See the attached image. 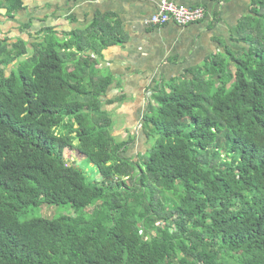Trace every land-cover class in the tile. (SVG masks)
I'll return each instance as SVG.
<instances>
[{"label": "trees", "instance_id": "obj_1", "mask_svg": "<svg viewBox=\"0 0 264 264\" xmlns=\"http://www.w3.org/2000/svg\"><path fill=\"white\" fill-rule=\"evenodd\" d=\"M251 11L233 45L155 90L143 128L159 136L138 159L106 109L98 56L126 41L109 15L63 40L0 32V264H264V0ZM46 205L75 216L20 220Z\"/></svg>", "mask_w": 264, "mask_h": 264}, {"label": "crops", "instance_id": "obj_2", "mask_svg": "<svg viewBox=\"0 0 264 264\" xmlns=\"http://www.w3.org/2000/svg\"><path fill=\"white\" fill-rule=\"evenodd\" d=\"M23 1L25 9L15 19L8 17L6 8L0 10V32L8 33L14 41H40L41 31L47 27L63 40L66 33L83 31L97 17L106 15L113 26L121 28L126 41L98 56L101 74L115 80L104 99L106 109L120 116L117 136L127 129L137 130L138 125L143 131V119L156 89L187 70L200 69L209 58L233 45L234 33L239 23L251 15L253 4V0H174L182 5L205 7L206 19L186 27L175 23L150 27L145 21L162 0ZM21 23H31V27L22 31ZM135 135L141 132L137 130ZM145 137L148 139V135Z\"/></svg>", "mask_w": 264, "mask_h": 264}, {"label": "rangeland", "instance_id": "obj_3", "mask_svg": "<svg viewBox=\"0 0 264 264\" xmlns=\"http://www.w3.org/2000/svg\"><path fill=\"white\" fill-rule=\"evenodd\" d=\"M21 25H23V23H21ZM12 68H13L12 66L8 68L7 70L8 74L11 73ZM112 117L115 122V130H116L118 128V125L120 124V122L118 121L120 120L119 119L120 116L113 113ZM141 129H142V125L141 126L138 125L137 130L141 132V135L138 136L135 135L137 130L134 128L127 129L125 132H122V134L119 133L120 135L117 136L119 140H128L131 136L135 135L134 142L130 144L129 150L126 152L127 156L136 157V159H138L139 158L138 155L140 154L142 156L145 155L146 153L149 154L150 149L153 147L154 143L156 142V138L159 136L151 127L147 129V131L151 135L148 136V139H146L145 136L147 135V133L144 130V128L143 131H141ZM75 143H77V140L75 141ZM137 151H140L138 152L139 153L138 155L131 156L132 153L136 154ZM64 156L69 164L74 165L77 169L81 170L84 173L86 182L104 185V180H105L104 176L100 172L99 168L94 164H92L89 161V159H87L82 155L77 154L75 150H69V149H66L64 151ZM92 211H93L92 207L86 210V212H92ZM62 216H75V211L69 205H64V206L46 205L41 207H31L24 214L20 216V220L27 221L37 218L54 219V218H60Z\"/></svg>", "mask_w": 264, "mask_h": 264}, {"label": "built area", "instance_id": "obj_4", "mask_svg": "<svg viewBox=\"0 0 264 264\" xmlns=\"http://www.w3.org/2000/svg\"><path fill=\"white\" fill-rule=\"evenodd\" d=\"M206 17V8L203 6L191 7L178 4L174 0H162L157 11L145 23L150 27H161L169 23L186 27L201 23ZM2 36L0 33V38Z\"/></svg>", "mask_w": 264, "mask_h": 264}]
</instances>
